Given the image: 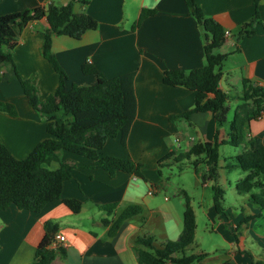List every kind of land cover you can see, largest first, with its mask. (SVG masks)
<instances>
[{
    "label": "crops",
    "instance_id": "obj_1",
    "mask_svg": "<svg viewBox=\"0 0 264 264\" xmlns=\"http://www.w3.org/2000/svg\"><path fill=\"white\" fill-rule=\"evenodd\" d=\"M51 1L64 4L69 0H2L0 15L46 6ZM196 2L208 17L216 19L226 29L227 38L220 52L228 56L222 66L219 87L227 93L242 90L243 79L264 86V0L259 6L261 23L250 27L253 33L242 38L238 37V32L253 18L254 0ZM144 8L155 9L156 13L135 28ZM74 10L93 16L98 28L87 31L80 39L66 35L54 37L52 49L68 74L67 87L96 82L95 75L82 72L86 63L108 78L135 73L137 113L127 143L123 145L121 137L109 139L100 155L127 158L142 164L146 180L123 171L111 176L87 157L62 151L60 162L45 165L49 170L59 169L61 162L72 165L70 176L63 184L61 199L50 202L38 213L19 209L16 205L0 211V264H33L48 221L58 224L57 233H63L68 240V247L57 253L52 264H139L133 239L143 235L144 227L155 214H166L160 205H154V197L165 184L160 179L161 167L170 165L171 161L161 165L160 162L173 152L176 156L187 152L195 142L214 141L216 137L218 126L211 112L171 119L194 108L196 92L184 86L165 84V71H191L205 64L206 37L186 0H89L87 5L75 3ZM48 26L45 18L30 22L13 50L20 76L36 86L41 103L60 83L59 74L43 55ZM0 101L14 104L17 110V116L0 111V143L17 159H25L48 137L46 117L31 104L20 81L9 70L0 82ZM240 103L241 100L238 105ZM228 108L230 111L231 101ZM219 130V141L227 139L228 128ZM247 136L254 139L256 147H264V112L251 122ZM241 151H235L233 156ZM226 158L229 157H224L225 164ZM195 175L196 179L202 177L201 173ZM69 198L82 203L79 213L63 203V199ZM244 199L251 213L233 218L227 208L222 214L217 213L212 195L208 215L212 221L220 218L219 229L228 232L229 247L221 245L214 251L198 249L196 229L195 241L186 248L185 254L204 252L208 255L196 263L170 261L168 264H251L252 256L264 260V217L250 219L249 216L260 210L250 207L248 194ZM140 201L144 202L143 210L148 211L149 217L142 220L137 215L127 220L116 235H110L111 225L123 210ZM113 203L117 207L112 213L100 207ZM104 220H109L110 224L106 225ZM240 229L242 233L238 232ZM166 233L161 242L173 239ZM180 234L178 228L175 238ZM248 241L249 248L244 245ZM255 243L259 254L253 247Z\"/></svg>",
    "mask_w": 264,
    "mask_h": 264
},
{
    "label": "trees",
    "instance_id": "obj_2",
    "mask_svg": "<svg viewBox=\"0 0 264 264\" xmlns=\"http://www.w3.org/2000/svg\"><path fill=\"white\" fill-rule=\"evenodd\" d=\"M77 2L87 5L89 0H69L64 4L51 1L46 6L0 15V82L6 76V70L20 81L31 104L46 117L48 132V137L41 141L25 159H17L4 144L0 143V211L10 205H16L19 209L38 213L50 202L61 199L63 184L70 176L72 165L61 162V167L57 170H49L45 165L54 161L60 162L62 151L87 157L96 167L103 168L111 176L123 171L134 173L137 177L146 180L142 172V164L127 158L100 155L109 139L121 137L122 144L127 143L137 113L135 73L108 78L86 63L82 66V72L86 75H95L96 82L92 85L72 84L68 88L66 84L68 74L53 52L52 44L55 36L66 35L80 39L87 31L98 28V21L93 16L75 12L74 5ZM260 2L261 0H254V16L241 26L238 32L239 38L251 35L253 31L250 27L261 23ZM186 3L206 37L205 64L191 71L181 69L165 71L163 76L165 84L184 86L196 92L194 108L182 115L172 116L171 119L189 118L196 112H211L214 114L218 129L214 141L195 142L187 152L177 156L174 152L169 154L160 165L172 160H191L195 173H201L204 179L213 182L214 206L217 213L222 214L225 210V190L219 184V148L224 144L241 147L240 154L226 158L224 168L228 171L240 168L246 173L236 184L237 192L240 195L248 194L251 203L260 210L258 214L249 216L250 219L264 217V147H256L254 139L247 136L251 122L258 120L264 112V86L243 79L242 90L236 96L241 103L235 108L233 118L228 121V103L234 97L232 93H227L219 87L222 66L228 56L219 52L227 38L226 29L219 21L208 17L196 0H186ZM155 13V9L144 8L135 28ZM42 18H45L49 25L45 31L43 55L59 74L60 83L55 92L41 103L38 101L36 86L20 76L13 50L24 28L30 22ZM8 41L11 42L9 46L6 45ZM0 111L17 116L16 107L10 102L0 101ZM226 125L228 138L219 141V128ZM183 194L185 208L180 239L176 242L167 240L157 244L151 235H137L133 243L139 264H168L170 261L196 263L208 255L204 252L188 256L185 254L186 248L195 241L197 219L190 196L186 192ZM63 203L74 213L82 210V203L79 200L63 199ZM100 207L112 213L117 204ZM142 211L140 204L126 207L111 225L110 235H116L127 220ZM104 223L109 225L110 221L104 220ZM58 228V224L52 221L46 222L45 236L37 247L36 260L33 264H52L57 253L64 251L49 248ZM252 259L251 264H264V260L256 259L254 256Z\"/></svg>",
    "mask_w": 264,
    "mask_h": 264
},
{
    "label": "rangeland",
    "instance_id": "obj_3",
    "mask_svg": "<svg viewBox=\"0 0 264 264\" xmlns=\"http://www.w3.org/2000/svg\"><path fill=\"white\" fill-rule=\"evenodd\" d=\"M220 51L221 48L219 49V52ZM240 91L241 88L238 91H232L234 99L231 100V109L228 113V120L233 118L234 110L239 103L236 96ZM225 127L227 128V125ZM183 148H185V144L183 145ZM219 151L221 176L219 184L225 190L224 206L227 210L229 209L228 211L232 214L233 218H236L237 215L250 214L251 211L246 207V201L244 199L246 198V195L236 193V181L244 175V172L240 168L228 171L223 166L225 164L224 157L233 156L235 155V151L240 152L241 149L240 147L223 145L219 148ZM161 171L162 178L160 179L165 182V184L162 190L155 195L154 205H160L166 211V214L161 215L159 214L160 212L157 213V215L155 214L153 218L149 219L142 234L153 235L158 244H160L165 237L164 235L167 234L166 232H168V235L173 238L172 241L176 242L180 239V236L175 238L174 235L178 228L181 229V231L183 229L185 197L182 190H185L190 196L192 206L197 213V248L200 250L214 251L221 245L225 248L229 247L230 244L227 238L228 232L223 231L222 228L219 229L220 218H213L214 221H212L208 215V209L213 203V182L210 179L204 180L203 177L196 179L192 162L188 159H184L183 161L172 160L170 165L162 166ZM143 203V201H140L137 204L142 206L144 205ZM250 207L256 206L251 204ZM138 217L142 220H146V218L149 217L148 211L143 210ZM224 228H227V230L229 229L228 227ZM241 229L238 231L239 233H242ZM235 232L236 231H234V233ZM244 245L249 248L248 245H250V242L248 241L247 243H244ZM253 247H255L256 253L259 254L260 250L258 245L255 243ZM219 253L220 252H218V254Z\"/></svg>",
    "mask_w": 264,
    "mask_h": 264
},
{
    "label": "built area",
    "instance_id": "obj_4",
    "mask_svg": "<svg viewBox=\"0 0 264 264\" xmlns=\"http://www.w3.org/2000/svg\"><path fill=\"white\" fill-rule=\"evenodd\" d=\"M68 247L67 237L63 233H56L49 248L53 250L65 249Z\"/></svg>",
    "mask_w": 264,
    "mask_h": 264
},
{
    "label": "water",
    "instance_id": "obj_5",
    "mask_svg": "<svg viewBox=\"0 0 264 264\" xmlns=\"http://www.w3.org/2000/svg\"><path fill=\"white\" fill-rule=\"evenodd\" d=\"M205 180V179H204Z\"/></svg>",
    "mask_w": 264,
    "mask_h": 264
}]
</instances>
